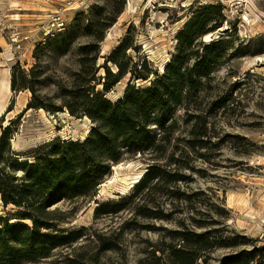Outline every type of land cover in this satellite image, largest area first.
Masks as SVG:
<instances>
[{
  "label": "rangeland",
  "instance_id": "obj_1",
  "mask_svg": "<svg viewBox=\"0 0 264 264\" xmlns=\"http://www.w3.org/2000/svg\"><path fill=\"white\" fill-rule=\"evenodd\" d=\"M64 1L49 7L39 0H0V79H7L4 92H10L12 104L1 126L12 121L13 157L31 162V155L53 140L87 137L93 124L70 116L64 103L71 100L69 92L79 93L82 62L88 71L92 65L97 69L101 82L108 69L116 72L105 60L124 38L131 48L118 61L131 60L130 70L146 60L153 81L177 55L179 32L198 19L208 32L183 56L186 73L203 82L192 102L172 110L165 124L173 125L170 141L157 142L160 148L151 154L123 151L121 161L103 171L91 196L62 198L50 207L65 214V221L44 232L75 233L77 240L22 264H166L169 247H179L185 238L198 241L194 234L228 242L204 252L206 262L198 264H264V0L254 2L249 15L242 13L248 12L244 4L229 0L225 5L212 0H83L62 32L39 41L33 35L40 19L62 9ZM98 83H91L95 91L102 90ZM148 84L127 72L104 98L114 103L129 85ZM29 103L53 110L26 111ZM150 132L160 133V128L151 125ZM152 166L161 171L158 182L130 200L139 184L133 182ZM119 199H127L119 213L95 212L98 203ZM15 213L0 199V219Z\"/></svg>",
  "mask_w": 264,
  "mask_h": 264
},
{
  "label": "trees",
  "instance_id": "obj_2",
  "mask_svg": "<svg viewBox=\"0 0 264 264\" xmlns=\"http://www.w3.org/2000/svg\"><path fill=\"white\" fill-rule=\"evenodd\" d=\"M211 7L220 10L219 6ZM197 20L188 22L179 32L177 55L171 58L161 75L155 73L153 81L149 79L151 69L146 60L139 69L133 64L130 70L131 60L124 63L118 61L119 54H124L131 48L128 38H124L117 49L106 57L105 61L114 65L116 72L108 69L103 82L100 77H96L98 71L93 65L90 67L92 70L88 71L82 62L76 78L78 97L69 92L68 98L71 100L65 102L64 107L70 116L86 117L93 124L83 141L53 140L31 155V162L20 160L13 157L11 152L12 121L2 128L4 119L3 116L0 118V199L5 206L12 205L16 208L14 218L0 219V264H22L25 258L37 254L44 255L50 249L77 240L75 233L53 236L44 232H50L56 227L55 224L65 221V214L50 207L62 198L91 196V192L104 179L103 171L109 164L119 163L123 151L132 155L151 154V150L160 148L156 145L157 142L170 141L169 133L173 125L165 124L172 118V110L192 102L203 82L202 78L191 77L186 73L187 63L183 56L184 50L189 48L197 37L208 32L205 31L204 24ZM197 67L198 65L195 69ZM127 72L134 81L149 84L140 88L129 85L124 97L114 103L105 99L104 95L109 93ZM96 81L99 82L98 85H102L101 91H95V87L91 86V83ZM11 87L14 90V79ZM11 105L6 113L12 110ZM32 108L53 110L29 103L26 111ZM18 116H21V113ZM151 125L158 126L160 133L150 132ZM19 173L20 177L17 176ZM160 175L159 168L150 167L129 199H138L142 195L140 191L148 185V191H151V184L158 182L156 180ZM126 202L127 199H119L117 202L98 203L95 212L117 214L125 208ZM24 221H30L31 225L25 224ZM193 238L198 241L185 238L178 244L179 247L170 246L166 264H198L199 260L205 263L207 256L204 252L218 246L227 247L228 243L211 238L210 234H194ZM235 259L237 256L228 257L225 261ZM237 264H245V261Z\"/></svg>",
  "mask_w": 264,
  "mask_h": 264
},
{
  "label": "built area",
  "instance_id": "obj_3",
  "mask_svg": "<svg viewBox=\"0 0 264 264\" xmlns=\"http://www.w3.org/2000/svg\"><path fill=\"white\" fill-rule=\"evenodd\" d=\"M39 1H41L42 4H45L49 7L56 6L58 4V0H39ZM212 1H214V4L216 5L218 4L225 5V2H226V0H212ZM256 1H262V0H236L234 2L237 3V6H242V4H244L248 12L244 10V12L242 13L249 15V13L250 14L254 13L251 7H253L254 2ZM63 3L64 4L62 5L63 6L62 9L60 10L57 9L55 11H49L46 16V19L44 20L40 19L39 29L37 33L33 35V36H37L39 41L43 42L46 39L53 37L57 33L62 32L66 27L68 15L72 12H76L79 9H81L84 6L85 1L65 0Z\"/></svg>",
  "mask_w": 264,
  "mask_h": 264
},
{
  "label": "bare ground",
  "instance_id": "obj_4",
  "mask_svg": "<svg viewBox=\"0 0 264 264\" xmlns=\"http://www.w3.org/2000/svg\"><path fill=\"white\" fill-rule=\"evenodd\" d=\"M230 2H234L236 0H229ZM246 17V20L248 21L249 18L248 16H245ZM245 21V22H247ZM109 39V38H108ZM8 86V82H7V79L6 78H3V79H0V118L6 113V108L8 107L9 105V101H10V92L9 93H5L4 92V89ZM140 181V178L139 180L137 181H134L133 184H136ZM110 182V181H109ZM110 184L112 185L113 182ZM105 185V184H104ZM103 185V186H104Z\"/></svg>",
  "mask_w": 264,
  "mask_h": 264
}]
</instances>
